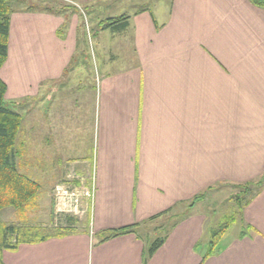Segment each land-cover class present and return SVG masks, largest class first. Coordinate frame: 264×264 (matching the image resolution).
<instances>
[{
    "label": "crops",
    "instance_id": "obj_1",
    "mask_svg": "<svg viewBox=\"0 0 264 264\" xmlns=\"http://www.w3.org/2000/svg\"><path fill=\"white\" fill-rule=\"evenodd\" d=\"M59 1L75 15L12 10L0 79L9 100L38 104L19 133L57 168L48 176L94 186L89 227L3 251L2 263L264 264V185L211 254L204 198L264 178V10L249 0ZM121 17L122 31L101 29ZM167 221L148 257L141 233ZM126 227L134 232L98 242Z\"/></svg>",
    "mask_w": 264,
    "mask_h": 264
},
{
    "label": "rangeland",
    "instance_id": "obj_2",
    "mask_svg": "<svg viewBox=\"0 0 264 264\" xmlns=\"http://www.w3.org/2000/svg\"><path fill=\"white\" fill-rule=\"evenodd\" d=\"M10 9L14 11H18L21 9H42L44 7H50L59 13H64L66 16L75 15L74 12H69L70 7H68L63 2L59 0H10ZM77 16H81V24L85 30H87V26L91 25V28L94 27V17H91V24L88 23L86 19H84L83 14H81L78 10L75 11ZM88 47V44H87ZM98 59V56H97ZM85 63H89L88 58L87 61L84 60ZM92 61V60H90ZM92 63V62H91ZM81 74L87 75V69L81 70ZM78 72V73H80ZM72 75L69 76L72 77ZM82 76V75H81ZM68 77V76H67ZM84 77V76H83ZM63 95V93H61ZM31 103H26L25 101H12L6 97V92L4 95V105L9 108L11 111L19 114L21 116V124L24 122V115L28 111L29 113L35 109L34 107L30 108ZM20 124V127H21ZM23 131V128H22ZM19 134V135H18ZM16 136L15 141V163L17 169L20 174L28 177L31 181L37 183L39 185V191L35 194V196L30 199L22 208L14 209V208H5L0 211V242L2 241V236L4 233V227L7 225H13L19 228L17 232L19 236H28L29 233H33L35 236H47L48 234H52L55 229V219H54V208L51 201V192L54 186L58 183V179L54 178V174L51 173V176H48L49 171L56 172V167H50L46 164H42L43 161L40 158L39 147L34 148V150L26 149L24 145V134L19 133ZM33 156L34 159H30V156ZM58 185V184H57ZM56 185V186H57ZM253 184H243L238 186H221L215 190V192L206 193L204 195L205 201H207V205L210 206V209L213 212L208 216L212 222L209 225L213 228L214 231L222 228L228 221H235L239 216L241 209L245 203V201L249 198V195L253 188ZM245 188H248V193L245 192ZM54 190V189H53ZM53 194V192H52ZM214 204V205H213ZM204 207V206H203ZM79 226H85V228L89 227V222L86 221V218L83 215H80ZM171 221H167L164 224V229L154 228L156 224H152L153 228L148 229L147 232H142L141 237L143 241L146 243L148 249L151 245L164 237L168 230ZM166 226V228H165ZM81 228V227H80ZM32 230V231H29Z\"/></svg>",
    "mask_w": 264,
    "mask_h": 264
},
{
    "label": "trees",
    "instance_id": "obj_3",
    "mask_svg": "<svg viewBox=\"0 0 264 264\" xmlns=\"http://www.w3.org/2000/svg\"><path fill=\"white\" fill-rule=\"evenodd\" d=\"M250 3L264 10V0H249ZM10 0H0V69L3 66L7 56V40L10 23ZM46 11H52L50 7L43 8ZM127 26V18L121 17L118 20L104 22L101 25L102 30L110 29L111 31H122ZM6 86L0 79V211L5 208H22L30 199L39 191V185L31 181L28 177L19 173L15 160L14 150L15 141L21 124V116L4 105V95ZM253 184L254 190L251 191L249 198L244 205L251 200L264 185V178L256 182L246 183ZM243 185V184H242ZM248 193V188H245ZM202 197V196H201ZM198 197L196 199H200ZM55 219V229L52 234L47 236H35L29 233L28 236H19V228L13 225L5 226L2 241L0 242V264L2 263L1 254L3 251H15L20 244L42 243L50 238L63 237L73 232L77 219L69 216H58ZM232 220L228 221L219 230L213 231L209 245L208 254H211L217 246V242L231 225ZM32 231V230H29ZM133 227H126L119 230L105 232L104 236L98 241L103 243L113 238L133 233ZM164 239L155 241L148 250L147 256L150 257L163 244Z\"/></svg>",
    "mask_w": 264,
    "mask_h": 264
},
{
    "label": "built area",
    "instance_id": "obj_4",
    "mask_svg": "<svg viewBox=\"0 0 264 264\" xmlns=\"http://www.w3.org/2000/svg\"><path fill=\"white\" fill-rule=\"evenodd\" d=\"M93 199V185L58 184L52 194L54 216H69L78 220L80 215H83V203H92Z\"/></svg>",
    "mask_w": 264,
    "mask_h": 264
}]
</instances>
